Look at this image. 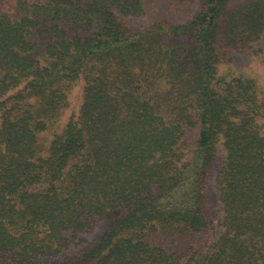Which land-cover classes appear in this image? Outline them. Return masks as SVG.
Wrapping results in <instances>:
<instances>
[{
	"label": "trees",
	"instance_id": "obj_1",
	"mask_svg": "<svg viewBox=\"0 0 264 264\" xmlns=\"http://www.w3.org/2000/svg\"><path fill=\"white\" fill-rule=\"evenodd\" d=\"M176 1L197 10L135 27L144 0H0V264H264V99L218 77L264 0Z\"/></svg>",
	"mask_w": 264,
	"mask_h": 264
},
{
	"label": "rangeland",
	"instance_id": "obj_2",
	"mask_svg": "<svg viewBox=\"0 0 264 264\" xmlns=\"http://www.w3.org/2000/svg\"><path fill=\"white\" fill-rule=\"evenodd\" d=\"M242 1L243 0H234L232 4L236 5ZM144 4L146 15L141 18L128 19L131 25L135 27L142 25L147 26L153 21H161L165 18L175 23H182L191 18L197 10V7L194 5L180 6L176 0H144ZM165 6H168L167 11L164 10ZM229 58V60L223 58L218 66V77L228 80L237 76L251 78L255 82L259 98L261 100L264 99V35L259 41L253 43L246 50L230 53ZM81 95L82 82L79 81L74 83L71 87L68 100L69 105L63 110L59 121L56 123L57 128L66 123L70 115L79 111ZM198 133V129L189 130L187 132L183 143L184 149L187 148L188 150H192L194 148L198 139ZM50 134L51 132L41 134L39 140L45 145H48ZM224 157L225 152L219 142L217 144L216 159L210 173L209 184L206 188V195L210 202L215 221V225L212 227V236H216V223L222 217V207L218 201L215 179L219 169L222 167ZM103 231L104 228L102 226L99 227L93 236V240L100 238Z\"/></svg>",
	"mask_w": 264,
	"mask_h": 264
}]
</instances>
